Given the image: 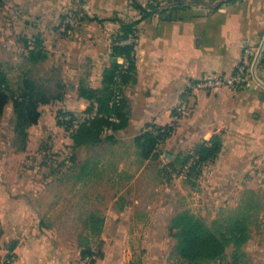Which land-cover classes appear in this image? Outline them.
Here are the masks:
<instances>
[{"label":"crops","instance_id":"1","mask_svg":"<svg viewBox=\"0 0 264 264\" xmlns=\"http://www.w3.org/2000/svg\"><path fill=\"white\" fill-rule=\"evenodd\" d=\"M158 1L160 6L150 8ZM174 1L5 0L0 11L7 6L8 12H2L0 20L11 22L12 32L8 34H27L37 46L48 43L47 49L56 54L58 67L72 86L81 79L94 87L102 85L104 70L116 60L111 56V46L120 22L138 20L135 70L124 89L128 125L111 132L114 149L138 132L167 125L173 108L188 92L189 107L168 139L172 152L165 154L176 164L181 150L218 135L222 147L215 166H220L227 179L239 180L250 166L264 162V87L205 93L192 91L190 85L207 75L233 72L247 45L262 47L257 73L264 83V0H184L186 6L176 8ZM134 2L147 10H160L144 16ZM71 6H81L85 16L69 32H61L63 12ZM48 38H53L52 44ZM76 103L80 110L89 105L81 97ZM106 147L111 151L113 144ZM109 154L75 158L81 168V182L89 187L77 190L82 198L77 216L68 218L62 215L70 211L68 206L50 202L51 189L45 187L42 199L36 201L35 191L23 184L19 152L0 142V264L9 254L14 257L12 264H84L83 253L90 250L92 241L53 236L48 231L66 228L68 221L71 228L91 230L95 240L103 244L102 255L94 264H134L127 246L138 240L146 242V236L131 230L155 228L163 208L134 200L131 203L129 197L138 194L127 188L96 194L94 183L111 174V165L121 167L127 158L118 151ZM182 163L190 164V159L183 158ZM139 175H129L127 180L132 182ZM98 197L105 199L100 202ZM146 259L144 256L143 264Z\"/></svg>","mask_w":264,"mask_h":264},{"label":"rangeland","instance_id":"2","mask_svg":"<svg viewBox=\"0 0 264 264\" xmlns=\"http://www.w3.org/2000/svg\"><path fill=\"white\" fill-rule=\"evenodd\" d=\"M4 2L0 1V8ZM4 11L8 12L7 6ZM83 14L81 6L67 8L60 22L61 32H69L68 29L85 16ZM10 23L0 20V72L6 76L9 96L23 98L27 92L24 82L27 81L34 88V94H43L50 99L49 103L38 104L40 116L36 124L22 125L12 100L8 101L0 116V142L10 144L14 152H19L20 172L25 178L23 184L35 191L36 201L42 199L40 196L45 187L49 188L53 192L50 202L68 206L70 211L62 215L76 218L77 204L82 199L76 192L86 191L89 186L81 182V168L75 158L122 152L127 157L124 164L121 167L111 165V174L104 178L101 176L94 183L95 193L100 195L105 190L127 188L136 190L138 194L135 198L129 197L130 200L127 198L131 203L134 200L135 203L163 208L157 215L160 224L155 228L131 230L146 236V242L138 240L127 246L133 253L131 262L139 264L140 259L143 264V257L146 256V264H187L177 252L179 239L170 233L169 226L175 215L191 211L226 244V252L221 258L201 264H264V162L250 166L239 180L231 181L219 171V165L215 166V160L197 165L196 149L204 142L200 141L195 147L181 150L179 162L172 164L171 156L165 152H172L167 143L177 127L159 141L148 159L142 156L141 146L136 141L143 131L130 135L133 137L115 149L114 139L106 138L111 132L106 133L99 142L101 144L96 143L98 149H95L96 146L72 149V144L68 143L72 142L71 130H67V125L72 122L75 125L88 117L86 109L80 110L76 103L80 98L79 89L83 86L102 88L103 84L94 87L77 79L72 86L65 81L58 67L60 60L55 57L56 54L47 49L48 43L37 46L27 34H8L12 32ZM15 32L18 34V31ZM48 41L52 44L53 38H48ZM31 51L38 53L33 56ZM119 89L124 96L125 85H119ZM107 144H113L111 151L107 149ZM186 157L190 159V164L182 163ZM138 172L137 179L132 182L127 180L129 175L135 177ZM107 177L111 179L107 180ZM60 190H63L62 194ZM104 199L97 198L100 202ZM71 224L68 221L66 228H51L48 231H52L53 236L92 241L90 250H85L89 253L83 256V261L84 264H94L96 258L102 255L103 244L95 240L91 230L71 228Z\"/></svg>","mask_w":264,"mask_h":264},{"label":"trees","instance_id":"3","mask_svg":"<svg viewBox=\"0 0 264 264\" xmlns=\"http://www.w3.org/2000/svg\"><path fill=\"white\" fill-rule=\"evenodd\" d=\"M134 4L144 16L149 15V12L141 5L136 2ZM174 4L175 8L186 6L184 0H175ZM158 6H160L159 1L156 5L150 6V8ZM137 24L138 20L120 22V28L112 38L111 51L113 58L116 60L103 72V87H80L79 96L89 101L90 104L85 110L88 114L87 118L78 121L75 125L73 122L67 125V130H71L72 149L76 150L87 144L99 143L103 140L106 133L122 130L128 125V104L118 87L128 83L135 70V44L123 42L130 36L137 37ZM36 53L31 51L33 56H36ZM119 59H124L126 63L119 62ZM117 77H120L119 82ZM24 83L27 92L23 98L9 96L6 76L0 72V116L3 114L8 101L12 100L19 122L26 127L37 123L40 116L38 104L49 103L50 99L43 94H34V88L30 83L27 81ZM117 91L121 94L119 101H115ZM162 129L163 127L152 126L151 129L144 130L136 138L137 143L141 146L144 158L148 159L151 157L159 141L173 131L165 133L162 132ZM106 138L113 140L114 136L109 133ZM221 147L222 140L218 135L198 145L196 149V154L198 155L197 165L215 160L221 151ZM169 231L179 239L177 252L187 264H201L204 261L216 260L221 258L226 252L225 242L191 211H183L175 215L171 219ZM1 234L2 230L0 228V236ZM14 247L15 243L11 244L10 249L12 250ZM88 253L84 251L83 256H87ZM12 256L11 254L8 255L10 258Z\"/></svg>","mask_w":264,"mask_h":264},{"label":"built area","instance_id":"4","mask_svg":"<svg viewBox=\"0 0 264 264\" xmlns=\"http://www.w3.org/2000/svg\"><path fill=\"white\" fill-rule=\"evenodd\" d=\"M123 43L126 44H136L137 38L130 36ZM262 57V47H254L252 45H247L244 47L240 62L236 68L228 75L218 74V75H207L190 85V89L194 92H205L213 93L222 88H227L230 91L237 93L245 88H263L264 83L259 78L257 70L261 64ZM124 63V60H121ZM117 81H120V77H117ZM190 94L187 92L185 96L179 101V103L173 108L171 112V120L162 129V132H170L174 130L181 120L183 115L187 112L189 105ZM121 94L119 91L116 92L115 101H119ZM14 257L8 258L5 262L1 264H12Z\"/></svg>","mask_w":264,"mask_h":264},{"label":"water","instance_id":"5","mask_svg":"<svg viewBox=\"0 0 264 264\" xmlns=\"http://www.w3.org/2000/svg\"><path fill=\"white\" fill-rule=\"evenodd\" d=\"M147 10V9H146ZM160 9L159 8H157V9H153V10H147L149 13H155V12H157V11H159Z\"/></svg>","mask_w":264,"mask_h":264}]
</instances>
